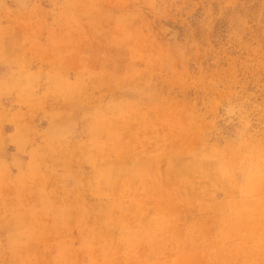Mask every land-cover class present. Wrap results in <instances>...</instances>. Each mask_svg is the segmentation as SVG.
I'll use <instances>...</instances> for the list:
<instances>
[{"label": "rangeland", "instance_id": "obj_1", "mask_svg": "<svg viewBox=\"0 0 264 264\" xmlns=\"http://www.w3.org/2000/svg\"><path fill=\"white\" fill-rule=\"evenodd\" d=\"M0 264H264V0H0Z\"/></svg>", "mask_w": 264, "mask_h": 264}]
</instances>
